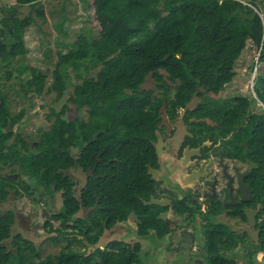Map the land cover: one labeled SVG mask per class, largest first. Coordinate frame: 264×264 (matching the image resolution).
I'll use <instances>...</instances> for the list:
<instances>
[{
	"label": "trees",
	"instance_id": "trees-1",
	"mask_svg": "<svg viewBox=\"0 0 264 264\" xmlns=\"http://www.w3.org/2000/svg\"><path fill=\"white\" fill-rule=\"evenodd\" d=\"M81 1L90 3L95 32L79 34L74 48L57 51L48 85V74L23 58V28L34 21L31 10L0 19L9 33L3 37L0 28V164L10 167L9 173L0 172V264H137L136 243L113 240L109 246L116 250L87 249L82 238L95 242L102 231L100 219L108 216L112 224L137 206L141 180L150 181L145 164L154 155L151 141L162 120V105L170 117L186 107L185 117L213 118L218 130L232 132L229 139H237L240 153L255 162L251 184L262 202L257 240L247 249V259L223 254L215 264H256V253L264 251V107L253 111L248 96L218 94L234 80V62L250 40L259 61L253 99L264 105V0ZM15 3L43 15L41 0ZM13 72L20 81L14 91L23 96L54 92L59 98L71 87L67 101L86 117L65 118V103L51 109L53 121L32 144L14 129L27 106L12 110L14 97L8 91L17 83ZM23 72L26 78L20 77ZM147 75L159 93L142 87ZM78 167L88 174L79 198L68 172ZM45 192L51 198L61 192L63 197V206L51 216L61 224L47 220L42 226L46 233L54 232L47 239L58 240L61 227L84 237L67 236L57 253L40 257L35 241L14 231L16 215L8 202L11 193L41 197ZM97 198L102 208L85 218L74 217L80 204L94 205ZM92 224L95 235H89ZM219 238L220 247L235 243L222 232ZM77 239L83 249L71 243Z\"/></svg>",
	"mask_w": 264,
	"mask_h": 264
},
{
	"label": "flooded vegetation",
	"instance_id": "flooded-vegetation-1",
	"mask_svg": "<svg viewBox=\"0 0 264 264\" xmlns=\"http://www.w3.org/2000/svg\"><path fill=\"white\" fill-rule=\"evenodd\" d=\"M185 111L186 107H179L177 115L165 117L167 127L163 118L158 124L151 141L154 155L145 164L150 181L141 180L137 206L112 224L108 225V216L100 219L102 231L95 242L83 239L84 234L77 231L65 233L68 227H61L59 238H82L87 249L116 250L109 246L113 240L136 243L137 264H215L225 250L236 260L241 259L234 251L248 258L247 249L256 242L262 221V202L251 184L255 162L240 153L237 139H229L232 132L218 130L219 122L209 116L185 117ZM149 166L154 174L148 172ZM78 168L85 174L81 186L68 172L74 181L73 193L79 198L88 174ZM58 194L61 201L56 212L63 206L61 192ZM80 205L74 217L85 218L90 211L102 208L98 198L94 205ZM132 210L135 215L130 217ZM38 213L45 220L42 226L54 220L45 208ZM29 219V215L18 213L15 222L27 228ZM95 229L92 224L89 235H95ZM221 232L238 244L220 247ZM187 234L188 238L191 234L190 244L183 247Z\"/></svg>",
	"mask_w": 264,
	"mask_h": 264
},
{
	"label": "rangeland",
	"instance_id": "rangeland-1",
	"mask_svg": "<svg viewBox=\"0 0 264 264\" xmlns=\"http://www.w3.org/2000/svg\"><path fill=\"white\" fill-rule=\"evenodd\" d=\"M43 4V15L38 14L36 10L32 9L30 5H18L15 0H0V19L3 14L6 16H23L30 10L33 14V23L24 26L23 39L26 47L25 55H23L24 61L27 64L34 65L39 71L46 72L48 79L46 85L52 79L51 69L54 66V61L57 57V51L64 52L67 49L75 47V39L79 34H86L89 31L95 32V29L90 23V3L89 1L81 0H41ZM4 29L3 37L9 36L6 26L0 22V28ZM1 35V32H0ZM7 41L10 38L6 39ZM253 44L250 40L247 41L245 48L241 55L234 62V69L236 76L224 90L220 91L218 97H230L235 94H242L250 98V107L254 111H259L261 107H264L261 101L254 98L255 89L254 82L257 78V64L258 52L253 49ZM251 65L253 68L251 70ZM2 69V68H1ZM3 70V69H2ZM16 72H13L12 80L17 83L9 88V95L14 97L12 100V110L19 111L21 106H27L24 117L21 121L15 124L14 129L22 132L23 135L28 137L29 141L35 144L34 139L39 138L41 130H45L49 127L50 123L54 119V115L50 114L51 109L59 110L62 105L68 104L63 116L68 119H72L79 114L81 117H86V113L83 109L77 110L74 105L67 101L68 91L71 87L65 90V93L59 98L55 97L54 92H44L40 95L34 94L29 91L28 94L23 96V93L15 92V88H19V80L15 79ZM27 72L21 74V78H26ZM3 80L5 77H1ZM74 82V79H72ZM143 88L153 89V94L159 93L160 88L155 85L154 80L150 75H147ZM196 101V99L194 100ZM189 106L192 108L191 103ZM163 118V125L168 126V121L165 117L168 113L164 105L160 108ZM180 111V110H179ZM9 166H1L0 172L9 173ZM75 179L79 180V186L84 183L85 174L80 168H74L70 170ZM16 175V173H15ZM42 188V187H38ZM45 199L48 200V204L45 203ZM60 197L56 193L54 198H51L48 193H44L41 197L36 193L35 195L23 194L15 197L11 193V199L9 198L8 205L14 210L15 215H29V222H27V228L23 227L18 221L15 222L13 228L14 231H21L24 236L35 241V244L40 248V257H44L46 254H55L59 248L66 242L59 238L58 240L47 239L54 232L46 233L43 230L42 224L45 221L38 212L40 208H45L49 213V219L51 214L56 212L57 207L60 206ZM53 225L56 226L58 221L51 220ZM238 241H235L236 246ZM74 247L83 249L82 245L78 241L71 242ZM233 255H237L234 251ZM264 264V257L259 262Z\"/></svg>",
	"mask_w": 264,
	"mask_h": 264
},
{
	"label": "crops",
	"instance_id": "crops-1",
	"mask_svg": "<svg viewBox=\"0 0 264 264\" xmlns=\"http://www.w3.org/2000/svg\"><path fill=\"white\" fill-rule=\"evenodd\" d=\"M225 253L227 254V256H230L231 254H230V250H225ZM239 259H241V260H244V259H246V257H245V255H242V254H237L236 255ZM262 257H264V251H258L257 253H256V256H255V260H256V264H260L259 262H260V260L262 259Z\"/></svg>",
	"mask_w": 264,
	"mask_h": 264
},
{
	"label": "water",
	"instance_id": "water-1",
	"mask_svg": "<svg viewBox=\"0 0 264 264\" xmlns=\"http://www.w3.org/2000/svg\"><path fill=\"white\" fill-rule=\"evenodd\" d=\"M149 173H151V174H154V169H152L150 166H149V171H148ZM88 211V210H87ZM86 211V212H87ZM135 215V213H134V210H132L131 211V213H130V217L131 216H134ZM191 234H189V238H188V234L185 236V237H183V241L184 242H186V243H184V246L183 247H187L189 244H190V240H191ZM38 246V245H37Z\"/></svg>",
	"mask_w": 264,
	"mask_h": 264
},
{
	"label": "clouds",
	"instance_id": "clouds-1",
	"mask_svg": "<svg viewBox=\"0 0 264 264\" xmlns=\"http://www.w3.org/2000/svg\"><path fill=\"white\" fill-rule=\"evenodd\" d=\"M256 67V66H255Z\"/></svg>",
	"mask_w": 264,
	"mask_h": 264
}]
</instances>
